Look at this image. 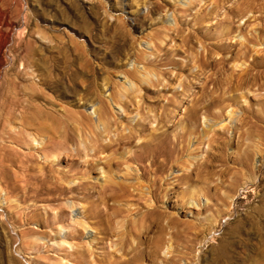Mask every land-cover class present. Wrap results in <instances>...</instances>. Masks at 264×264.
<instances>
[{"label": "rangeland", "instance_id": "1", "mask_svg": "<svg viewBox=\"0 0 264 264\" xmlns=\"http://www.w3.org/2000/svg\"><path fill=\"white\" fill-rule=\"evenodd\" d=\"M199 1L0 0V264H264V81L233 87L225 97H219L222 90L213 95L222 74L205 53L221 29L216 22L224 9L195 23L201 2L205 9L213 6L212 0ZM253 14L235 18L227 47H239L240 35L258 30ZM7 32L11 40L3 45ZM252 43L264 53V35ZM93 79L107 81L102 104L118 124L112 121L109 133L91 136L87 116L97 121L101 101L95 96L91 102L82 89ZM126 86L133 87L129 93ZM119 90L128 93V105L111 98ZM153 128L169 142L188 131L181 161L149 165L142 143H152L147 137ZM130 130L132 142L116 154L126 160L131 149L135 158L130 168L124 162L112 168L116 179L140 180L146 191L156 182L160 232L141 219L148 192L139 196L135 190L125 201L118 197L116 204L131 210L112 209L107 233L98 212L105 205L94 206L105 193L116 194L114 186H103L104 161L116 134ZM80 136L92 138L88 149L109 144L110 150L93 157ZM42 143L45 156L35 151ZM33 166L55 193L31 181ZM143 169L146 177L138 178ZM81 181L73 190L57 188ZM158 234L163 238L155 244Z\"/></svg>", "mask_w": 264, "mask_h": 264}, {"label": "bare ground", "instance_id": "2", "mask_svg": "<svg viewBox=\"0 0 264 264\" xmlns=\"http://www.w3.org/2000/svg\"><path fill=\"white\" fill-rule=\"evenodd\" d=\"M201 1L202 0H200L199 2H201ZM193 2H194V0H190L189 5H191V3H193ZM212 2H213V6L211 8H209V9H205L206 1L204 3L201 2V4H200V10H199L198 13H196V16H195V23H199L201 20H203V19L205 20V18H209V17H213V16L217 17L218 15H221L222 10L224 9L223 15L220 18H218V20L216 22L217 28H221V29H220V31L217 29L218 30L217 33L213 36L214 40H213V42L210 43V45H211L210 47L211 48L208 47L206 49V53H205L206 59L205 60L208 61L209 58H213L214 61H215V63L219 65V68L218 69H219L220 73L222 74L221 77L218 76V78L216 79V81L219 82L218 83L219 85H217V83L214 82V87L211 89V92L214 95V93L219 92V90H222L220 92V94H219V97H225V95L228 92H230L231 90H233V87L237 88V87H239V86H241L243 84H246L248 82H251V81L252 82L257 81V80H263L264 81V61L262 60L260 62V60H258L257 57H256V56H259L260 57V55H263L264 56L263 50L256 47L258 44L256 46L253 43L251 44L252 41H254V42L256 41L257 42L258 40H261L262 39V36L264 35V0H212ZM248 12H254V14L252 16H253V20L256 21L255 25L258 26V30L256 29V27H254L253 29H255L256 31H254V32L252 31L250 34L247 33L246 35L245 34L240 35V33H238V35H240L241 37L242 36L244 37L240 41L239 47H236V48L233 47L234 49H231L230 46L227 47L225 45V41H224L226 39L225 36L227 34H229L231 31H233L236 28L234 26L235 18L236 17L237 18L244 17V16H246L248 14ZM256 12L258 14H255ZM250 21H251V17H249L247 19V21H246V25L247 26H249V22ZM237 27L241 29V26L240 25L237 26ZM175 30H177L178 32H180L181 31V27L177 26L175 28ZM10 38H11V33L7 32V33L3 34L2 35V39H1V43L3 45L7 44L8 40ZM26 49H27V47L25 48V51H27L26 52V56H27L26 58H30L29 56H31L32 53H30V51L28 49L27 50ZM250 51H254L257 55L256 56L254 55V58L252 59V61H250L249 63H247L246 60L248 58V55H249ZM225 52H232V53H231V55H227L226 56L225 55ZM251 55H252V53H251ZM241 59H243V62H242ZM240 60H241L242 64H239V61ZM205 63H207V62H205ZM22 64L24 65L22 67L23 70L21 72H18L20 75H22L23 73H25L26 72V68H27V63L24 62ZM254 70H255V72H254ZM148 72H149V70H148ZM223 74L225 76H223ZM47 78L48 77H46V78H42L41 77L40 78V81L45 82V81L49 80ZM144 79H146V78H144ZM222 80L226 81V84H227L226 87H223V81ZM106 83H107V81H105V83H103V84L102 83L101 84H98L96 82V80L93 79V80H89L85 84V87L82 89L83 92H84V95H88L89 96L88 99H90L91 102H94L93 99H96V98H94L95 96H97V98L100 99V101H101V103L96 107V112L98 114L97 121H95L93 119V117L87 116V118L91 122H90V124L85 125L86 123H85L84 120H85L86 115L82 111H79V112H82V115L80 116L81 121L82 122L84 121L83 124L85 125L86 128H88L91 136H94L95 134H98V135L99 134H103L104 132L110 131V126H111L112 121L114 123H117L118 124V122H117L114 114L113 115L111 113L109 114V115H112L113 116L112 117L113 119L111 117H109L108 113L104 110V106L102 104L103 103L102 102L103 95L101 94L102 93L101 92V88ZM132 88H133L132 86L131 87H127L126 86L124 89H125V91L128 92L129 89H132ZM125 91L124 92H120V90L118 92L113 91L110 94V96H111L112 99H114L118 103H122L123 105H128V102L125 100L124 97L129 92L126 93ZM209 91L210 90H208V92ZM36 96H38V94H36ZM108 101H109V103L111 102L110 99ZM29 103H30V105L31 104L33 105V103L31 101H29ZM34 106H36V105H34ZM219 109H221V108H219ZM38 110H41V109L38 108ZM221 110H223V109H221ZM41 114H44L45 117H50L51 119H53V116H52L51 112H49L47 110H45V111L42 110V113ZM216 114H217V112H216ZM35 115L36 114H34V116ZM222 115H223V113H222ZM230 117H231V114H230ZM157 121H160L159 117H158V120ZM228 121L230 122V120H228ZM228 121H227V123H228ZM99 124H102L103 125V128H100V125ZM225 124H221L220 127H224ZM212 127L213 126H211V129H212ZM187 132L188 131L181 132L180 134L179 133H176V134H179V135H177V138L174 139L172 142L170 141L171 142V144H170V142L168 141V139H166V138H164L162 136H157V128H153V130H151L149 132V137H147V138H150L151 139L152 143H144L145 141L142 143V145H145V148L147 150V156H149V165L152 166V165H154L156 163H160L161 165L165 166L169 162H174V161H179V160L181 161V159H182L181 158L182 157V153L185 150V145H186V142H187L186 140L188 138ZM163 134L164 133H162L161 135H163ZM116 135H117V137H114V139L112 140L114 142V147L112 148L111 153L107 155L106 160L104 161V164L108 167V171H107L108 172V177L105 179V183L103 184V186L104 187H113L114 186L112 188V190H115L116 188L118 190L117 189L115 190L116 191V194H114V195L105 193L104 195L100 196V198L97 201L94 202V206L97 207V208L100 207V204L101 203H103L105 205V207L100 208V211H98L101 215H103V217L105 216V219H106V226L103 228V232L107 233L109 231L111 217L113 215V213H111V210L112 209L115 210V212H122V211H125V210H127V211L131 210L127 205H123V206H120L119 205L118 206L116 204V201H117L118 197L122 201L128 200L129 199V196L134 195V191L135 190L137 191V195H139V196L144 195L145 192H148L149 193V195H147L148 198L143 203V204L147 205V208H146L145 213L142 214L143 216H142L141 219H142V221L146 222L148 226H150V227H156L157 228V231L160 232V226L159 225H161V224H158V220H157V216H156V212H157L158 209L156 208V206H154L153 202L154 201L157 202V201L161 200V196L162 195L160 194V188H158V186L155 185L156 182H153L152 184L150 183L151 185L149 186L148 191H146V190H144V186H143V184H142V182L140 180H138L136 182H133V181L120 180V179H116L115 178L116 172L112 168V164L116 163L117 165H119V164H121V163L124 162L129 167L130 165H129L128 161L129 160H133L135 158L132 155V153H131V149L129 150V155L126 156V160L127 161L126 160H121V158L116 154V152L119 150V148H122L124 145L130 144L132 142V140H133V130H130L129 132H126V131L123 132V131H121V132H119ZM70 137H71V135H70ZM79 139H80V142L82 143V145L84 146V148L86 149V153L87 154H89V155H91L93 157L95 156V157L100 158V159H101V154L100 153L108 150L109 147H110L109 144H106L100 150H96L95 147L94 148H91V149H88L87 148V145H88L87 142H88V140L89 141L92 140V138H88V137H85V136L82 138V136H80ZM219 139H221V138H219ZM36 140H37L36 136L35 137L32 136V142L33 141H36ZM35 143H37V142H35ZM44 145L45 144L42 143V147L40 149H39L40 146H37L38 148H36V146H34L37 149L35 151L37 153H39V154H42L43 156L46 155V154H43L42 153V151L45 150V146L46 145L45 146ZM169 145H170V147H169ZM243 149L245 150V148H243ZM242 150H240V151H242ZM175 153H176V155H175ZM53 154H55V153H53ZM247 155H248V153H247ZM55 156L56 155H54V160H55ZM248 159L249 158H244V161H245L244 163L245 164H247V163L249 164ZM47 160H49V159H47ZM54 160L51 161V163H53ZM89 164H91V163H89ZM89 164H88V168H91V166ZM33 168H34V172L32 173V176L30 178L31 181L38 182L39 185L41 186V189H44L46 191V193H49V194H50V192L51 193H55L56 191L51 187L52 186V183L49 182V187L46 186L47 178H46L45 174L42 172V170H40L39 171V174L37 175L35 173L36 168L34 166H33ZM86 169H87V167H86ZM86 169H85V171H87ZM146 172L147 171L145 169H143L142 172H141V174H138V178L139 177L140 178L146 177ZM79 185H84V181H81V182H79L77 184L76 183H71V186L70 187L63 185L62 182H61L60 186H58L57 188L59 189V192H64L67 189L73 190L75 187H78ZM131 187H133L134 189L132 190ZM33 188L39 189V187L38 186H35V185H34ZM135 196H136V193H135ZM110 199H113L114 200V203H109V200ZM149 200H150V202H149ZM124 207H128V208H124ZM77 222L79 223L80 221H77ZM80 223H82L84 225V227H86L83 222H80ZM135 223H136V221L133 223V226H132L133 229L134 228L136 229ZM75 229H76V232L79 233V234L82 232L81 229H78L77 227ZM162 238H163L162 237V234H158L156 236V238H155V241H156L155 244H158L159 241H162ZM129 261L132 262L133 261V258H131V260L129 258ZM109 262L111 264H114V263H112V260H110Z\"/></svg>", "mask_w": 264, "mask_h": 264}]
</instances>
